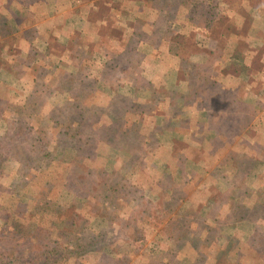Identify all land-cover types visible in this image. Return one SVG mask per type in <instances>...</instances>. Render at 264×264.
<instances>
[{
	"label": "rangeland",
	"instance_id": "rangeland-1",
	"mask_svg": "<svg viewBox=\"0 0 264 264\" xmlns=\"http://www.w3.org/2000/svg\"><path fill=\"white\" fill-rule=\"evenodd\" d=\"M180 1L155 57L135 50L155 42L143 22L99 0L91 30L87 0H64L27 54L37 21L0 0V253L15 264L54 244L63 264H264V0Z\"/></svg>",
	"mask_w": 264,
	"mask_h": 264
},
{
	"label": "crops",
	"instance_id": "crops-1",
	"mask_svg": "<svg viewBox=\"0 0 264 264\" xmlns=\"http://www.w3.org/2000/svg\"><path fill=\"white\" fill-rule=\"evenodd\" d=\"M63 1L64 0H40V2H41L40 6L41 7L39 10L40 11L49 10L48 12L51 15H54L53 17H49L47 14H45V12L41 13V15H39V13L36 12V10H33L32 7L37 5V4H35L36 2L35 3L31 2L32 5H28V6H30V9L22 10V16L26 15V17L28 18V19L27 18L23 19L22 23H24V21H26V24H29V21L31 23V20L37 21V23H35L33 25L34 29L36 30L35 38H34V41H32V43L29 45L28 50L25 51L27 54H30L32 51H34V48H35L34 46L37 44L36 43L37 40H35L36 38L43 37V36L45 37L47 35V33L44 35H41L40 27L43 24H46V27L51 28L49 25H47L50 21H52V20L59 21L60 20V19L58 20V15H59V10L61 8H63L62 7ZM105 1H111L112 3H114L113 7H114V5L117 4V6H115V7H117V10L118 9L120 10L121 14L126 13V12H124V9L125 10L129 9L130 10L129 12H132L131 13L132 16L130 18L131 23H133L134 21L136 24L143 22L147 31H144L145 33H142V34L148 38L154 37L153 38V40L155 41V42H153L154 46L151 45L152 41H150L149 39H147L146 41L143 40V42L141 44H138L137 46H135V50L137 51V53L145 54L144 53V51H145L148 54L153 53L156 57V55H159L162 53L165 54V53L169 52V51H167V50H169V49H167L168 47H162V45L165 44L164 43L165 41H163V34L159 35L156 30H157L160 22L163 20V17L166 14H169V12H170V11H168V8H165V7L168 5L175 6L176 8L178 7L176 9V11L178 12L179 7L182 4L180 0H99L100 3L105 2ZM6 2L12 3L10 0H1L2 4L8 5ZM94 3H95V0H87V2H86L88 10L84 13V17H83V19L86 20V22H88L87 17L89 15H91V13H92L91 10H92V6L94 5ZM239 3H241L240 5H245V3H247V2L244 0H241V2H239ZM222 5H224V4L222 3ZM117 10H116L115 16H117V14H118ZM247 11H248V9H247ZM177 19H179V18H177ZM61 21H63V20H61ZM179 22L180 21L176 20L177 25ZM154 23H155V26H153ZM71 26H73V25H71ZM173 26H175V21H174ZM171 27H172V25H171ZM22 28H25L24 30H26L28 27L23 25ZM160 28H162V27H160ZM167 28H168V26H167ZM91 29H92V27H91ZM149 29L150 30L154 29V30L149 31ZM151 32L153 33V36H151ZM22 33L24 34L25 31L22 30ZM87 33L90 34L89 31H87ZM53 36H55V35H53ZM172 37L173 36H170L168 38L169 39L168 41H172ZM67 41H69L68 35L66 36V39L64 41H61V43H65ZM167 43L169 44V42H167ZM47 45H48V43L44 42V46L47 47ZM169 48H171V47H169ZM38 49L41 50V52L43 51V49H41L39 47H38ZM131 50H133V47L131 48ZM248 51H250V49ZM230 62H232V64H238L239 63V61L237 60V57H235V56H233V58ZM232 75H233V78H235L234 80L239 79L238 74H232Z\"/></svg>",
	"mask_w": 264,
	"mask_h": 264
},
{
	"label": "trees",
	"instance_id": "trees-1",
	"mask_svg": "<svg viewBox=\"0 0 264 264\" xmlns=\"http://www.w3.org/2000/svg\"><path fill=\"white\" fill-rule=\"evenodd\" d=\"M10 1L13 4H16L18 7L20 6L22 8L24 6V9L23 10L30 9V6H28V5H32L31 2H33V3L36 2L35 4H37L36 6H33V7L31 6L33 10H36L37 11L41 7L40 6V4H41L40 0H10ZM186 3H189V2H185L184 1L182 3V5L183 4H186ZM237 5H239V3ZM92 10H94V7H92ZM87 20H88V22H87V25H88L87 26V29L88 30L89 29L91 30V27H93V26H91L92 22L90 21L91 20V15H89L87 17ZM210 20H209V23H207V26L206 27L203 26V27L205 28L204 31L207 33L208 36L209 35L213 36V34L215 32V29L219 25H218V21L216 20V18H214L212 21H210ZM35 21L36 20H31V23H33ZM24 23H26V21H24ZM29 23H30V21H29ZM45 29L50 31V29H52V27L50 29L48 27H45ZM31 31H33L32 33L35 35L36 30L33 28V30H31ZM7 52H8V50H7ZM62 135H64V134H62ZM72 137H74V135H72ZM13 227L14 226H12V228ZM57 245L58 244H54V246H49V247H45V245H43V246L42 245H39V247H38L39 249H37L38 252L35 253V255L33 256L34 259L32 261H30V263L31 264H38L40 262L42 264H49V263L50 264H63L62 263V260H63L62 256L63 255H61L59 253L58 249L60 247H56ZM74 249H77L78 250L77 252L81 251L82 253L83 252H90V251H87V250H90V246L89 245L85 247V246H80V245H76L75 244ZM92 250H94V249H92ZM97 252H101V250H98ZM14 262H15V259L13 257H11V255L9 254V252H2V253H0V264H15Z\"/></svg>",
	"mask_w": 264,
	"mask_h": 264
}]
</instances>
